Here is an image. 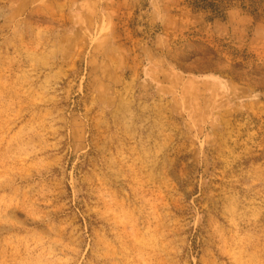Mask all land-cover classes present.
<instances>
[{
	"label": "rangeland",
	"instance_id": "374dc122",
	"mask_svg": "<svg viewBox=\"0 0 264 264\" xmlns=\"http://www.w3.org/2000/svg\"><path fill=\"white\" fill-rule=\"evenodd\" d=\"M0 0V264H264V0Z\"/></svg>",
	"mask_w": 264,
	"mask_h": 264
},
{
	"label": "trees",
	"instance_id": "16d2710c",
	"mask_svg": "<svg viewBox=\"0 0 264 264\" xmlns=\"http://www.w3.org/2000/svg\"><path fill=\"white\" fill-rule=\"evenodd\" d=\"M226 0H193L192 4L195 8L204 9L221 14L227 7L224 3Z\"/></svg>",
	"mask_w": 264,
	"mask_h": 264
}]
</instances>
